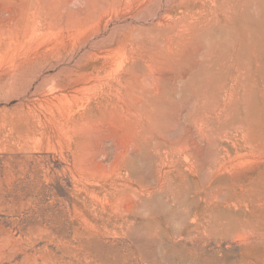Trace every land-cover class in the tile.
<instances>
[{"label":"rangeland","instance_id":"obj_1","mask_svg":"<svg viewBox=\"0 0 264 264\" xmlns=\"http://www.w3.org/2000/svg\"><path fill=\"white\" fill-rule=\"evenodd\" d=\"M32 1L0 25V264H264V0Z\"/></svg>","mask_w":264,"mask_h":264},{"label":"bare ground","instance_id":"obj_2","mask_svg":"<svg viewBox=\"0 0 264 264\" xmlns=\"http://www.w3.org/2000/svg\"><path fill=\"white\" fill-rule=\"evenodd\" d=\"M87 1V0H86ZM116 1V0H115ZM176 1V0H175ZM207 1H210V2H212V6L214 5V4H216V1L217 0H184V2H182V4H179L178 6H176L177 8H179V9H183L184 7H186V8H189V6H195V7H198V8H201L202 9V11L204 12V13H209L210 11V13H213L214 14V12L215 11H217L218 13L220 12V10L218 9V8H216V7H218V6H213V8L214 9H212V6H208V7H206V5H208L207 4ZM222 1H225V2H237L238 0H222ZM245 1H247V0H244L243 1V3H242V5L245 3ZM257 1V0H256ZM261 0H259V2H260ZM40 2V1H39ZM176 2H178V1H176ZM206 2V3H205ZM68 3V2H67ZM175 3V2H174ZM248 3V2H247ZM261 3V2H260ZM34 5V3H33V1L32 0H25V1H21V2H17V1H13V0H0V25L3 27V26H7V25H9V23H14L13 25L15 26V27H17L20 31L18 32V33H24V37H25V32H27V30H28V27L30 26V24H31V22H32V20L34 19L32 16H31V14H29V12L28 11H30V10H32L31 12H33V10H35V11H37V12H41V10H42V6L40 5V4H38V3H36L34 6H36V7H33V8H31V9H29V6L30 5ZM113 4V3H112ZM177 4V3H176ZM224 4V3H223ZM226 4H229V3H226ZM233 4V3H232ZM238 4V3H237ZM236 4V5H237ZM241 4V3H240ZM264 4V3H263ZM174 5V4H173ZM231 4H229V5H227V6H224V7H222V12H223V14H225L226 15V13H227V16H226V18H229V12L231 11V8L233 7V8H235L233 5L232 6H230ZM235 5V6H236ZM112 6V5H111ZM222 6V5H221ZM258 6V5H257ZM261 6V5H260ZM42 7V8H41ZM255 7H256V3H255ZM255 7L253 8V9H255ZM56 8V7H55ZM114 8V7H113ZM174 8V7H173ZM173 8H172V10H173ZM241 8V7H240ZM243 8V7H242ZM241 8V9H242ZM246 8H247V6H246ZM261 8V7H260ZM259 8V6H258V9H260ZM264 8V7H263ZM48 9V8H47ZM58 9V8H57ZM209 9H210V11H209ZM257 9V8H256ZM257 9V10H258ZM64 10V9H63ZM235 9H232V11L233 12H237V11H242V10H236V11H234ZM261 10V9H260ZM243 11H244V9H243ZM259 11V10H258ZM258 11H254L255 13L253 14V16H255V18H256V15H258L259 13H257ZM262 11V10H261ZM65 12V11H64ZM170 12V11H169ZM173 12H175V11H173ZM216 12V13H217ZM263 12V11H262ZM209 13V14H210ZM231 13V12H230ZM238 13V12H237ZM246 13V15H248L249 13H250V11L248 10V11H246L245 12ZM244 13V14H245ZM248 13V14H247ZM257 13V14H256ZM264 13V12H263ZM163 14V13H162ZM222 14V15H223ZM54 15V14H53ZM52 15V16H53ZM56 15V17H58L57 16V14H55ZM168 15V14H167ZM205 15H207V14H205ZM216 15V14H215ZM236 15H238V14H236ZM239 15H241L240 13H239ZM239 15H238V17H239ZM251 15V14H250ZM250 15L249 16H246L248 19H249V17H250ZM260 15V14H259ZM262 15H264V14H262ZM48 16V15H47ZM105 16V15H104ZM209 16V15H208ZM217 16V15H216ZM219 16V15H218ZM220 16H221V14H220ZM39 17H40V15H39ZM90 17V16H89ZM101 17V16H100ZM207 17V16H206ZM206 17H204L205 19H204V21L202 20V21H199V23H198V25H203V27H209L210 25H215V22L214 23H212L214 20H212L211 18L210 19H208L207 20V18ZM211 17V16H210ZM237 17V16H236ZM242 17V16H241ZM245 17V18H246ZM258 18H259V16H257ZM52 18H54V17H52ZM200 18H202V16H200ZM199 18V19H200ZM215 18V17H214ZM213 18V19H214ZM219 18V17H218ZM217 18V19H218ZM223 18H224V16H223ZM222 18V19H223ZM233 18V17H232ZM240 18V17H239ZM244 18V17H243ZM242 18V19H243ZM244 18V19H245ZM246 18V19H247ZM254 18V17H253ZM252 18V19H253ZM255 18H254V20H255ZM257 18V19H258ZM41 19V18H40ZM43 19V18H42ZM87 19V18H86ZM102 19L103 18H101V19H99L97 22L95 21V23H94V25H95V27L97 26L98 28H100L101 27V24H102ZM221 19V18H220ZM234 19V18H233ZM260 19V18H259ZM106 20V19H105ZM225 21H226V19H224ZM223 20V21H224ZM235 20V19H234ZM238 20V19H237ZM236 20V21H237ZM263 20V19H262ZM194 21V20H193ZM216 21V20H215ZM222 21V20H221ZM240 21V20H239ZM243 21V20H242ZM249 21H251V19H249ZM255 21H258V20H255ZM185 22V21H184ZM188 22V21H187ZM206 22V23H205ZM252 22V21H251ZM88 23V22H87ZM195 23H197V19L195 20V22H194V24H191V25H193L194 26V29H197V27H198V25H195ZM218 23V22H217ZM224 23V22H223ZM228 22H226L225 24H227ZM234 23H236V22H234ZM237 23H238V21H237ZM259 23V22H258ZM85 24H86V22H85ZM219 24H221V23H219ZM240 24H241V21H240ZM246 24V23H245ZM253 24V23H252ZM261 24V23H260ZM86 25H89V24H86ZM103 25V24H102ZM222 25V24H221ZM232 25V24H231ZM247 25V24H246ZM262 25V24H261ZM90 26V25H89ZM190 26V25H189ZM211 26V27H212ZM224 26V25H223ZM260 26V25H259ZM47 27H49L48 25H47ZM46 27V28H47ZM200 27V26H199ZM203 27L201 26V30H203ZM231 27V26H230ZM233 27V26H232ZM4 28V27H3ZM34 28V27H33ZM191 28V27H190ZM254 28V27H253ZM159 29V28H158ZM185 29V28H184ZM189 29V28H188ZM207 29V28H206ZM238 29V28H237ZM252 29V28H251ZM79 30L80 29H78L77 31L79 32ZM179 30V29H178ZM199 30V29H198ZM200 30V31H201ZM227 30V29H226ZM230 30H231V28H230ZM233 30V29H232ZM248 30L249 29H247V32H248ZM253 30V29H252ZM175 31V30H174ZM173 31V32H174ZM239 31H243V30H239ZM244 31H246L245 29H244ZM254 31V30H253ZM252 31V32H253ZM264 31V30H263ZM263 31H262V33H263ZM33 32V31H32ZM49 32H50V30H49ZM155 32V31H154ZM208 32H209V30H208ZM216 32V31H215ZM236 32H238L237 30H236ZM257 32V35H258V31H256ZM255 32V33H256ZM80 33V32H79ZM176 33V32H175ZM194 33H196V32H194ZM201 33V32H200ZM225 33V32H224ZM235 33V32H234ZM244 34H245V32H243ZM249 34L251 33V32H248ZM254 33V32H253ZM254 33V34H255ZM260 33V32H259ZM230 34V33H229ZM237 34H239V33H237ZM243 34V35H244ZM22 35V34H21ZM173 35V34H172ZM223 35V34H222ZM246 35H248V34H246ZM250 35H252V34H250ZM263 35H264V33H263ZM171 36V35H170ZM210 36H212V35H210ZM227 36V35H226ZM232 36H234V35H232ZM239 36H240V34H239ZM242 36V35H241ZM245 36V35H244ZM169 37V36H168ZM215 37V36H214ZM220 37V36H219ZM229 37H231V36H229ZM238 37V36H237ZM243 37V36H242ZM245 37H249V36H245ZM188 38V37H187ZM241 38V37H240ZM256 38H258V40H259V37H256ZM255 38V39H256ZM209 39V38H208ZM215 39H217V38H215ZM226 39V38H225ZM248 39V38H247ZM246 39V40H247ZM250 39H251V37H250ZM262 39H263V37H262ZM165 40V39H164ZM184 40V39H183ZM211 40V39H210ZM244 40L245 42H247V41H251L252 43H254L255 42V40H254V42L252 41V39L251 40ZM264 40V39H263ZM221 41V40H220ZM47 42V41H46ZM206 42V41H205ZM235 42H237V41H235ZM256 42H257V39H256ZM259 42V41H258ZM220 43V42H219ZM218 43V44H219ZM239 43V42H238ZM244 43V42H243ZM260 43H263V41H261V42H259V43H256L257 45H258V48L260 47V46H262V45H260ZM208 44V43H207ZM216 44V43H215ZM228 44V43H227ZM251 44V43H250ZM249 44V45H250ZM140 45V44H139ZM183 45V44H182ZM199 45H201V44H199ZM213 45V44H212ZM225 45V44H224ZM245 45H248V43L247 44H245ZM255 45V44H254ZM260 45V46H259ZM138 46V45H137ZM145 46V45H144ZM203 47V46H202ZM227 47V46H226ZM225 47V48H226ZM242 47V49H243V47L244 46H241ZM250 47V46H249ZM248 47V48H249ZM55 48H56V46H55ZM193 48V47H192ZM220 48V47H219ZM246 48H247V46H246ZM247 48V49H248ZM253 48V47H252ZM252 48H250L251 50H252ZM50 49V48H49ZM49 49H47V51L49 52ZM51 49H54L53 47L51 48ZM146 49V48H145ZM144 49V50H145ZM224 49V48H223ZM253 49H255V48H253ZM262 49H263V47H262ZM228 50V49H227ZM239 50V49H238ZM246 50V49H245ZM244 50V51H245ZM249 50V49H248ZM247 50V51H248ZM260 50H261V47H260ZM51 51V50H50ZM202 51V50H201ZM245 52V55H247V54H249L250 52ZM45 52V51H44ZM43 52V53H44ZM55 52H56V50H55ZM63 52H65L64 50H62V53ZM205 52V51H204ZM262 52V51H261ZM42 53V54H43ZM61 53V52H60ZM61 53V54H62ZM219 53V52H218ZM223 53V52H222ZM242 53L243 54H241L240 53V56H242V55H244V52L242 51ZM254 52L252 51V56L254 55L253 54ZM55 54V53H54ZM257 54H258V52H257ZM58 55V54H57ZM60 55V54H59ZM173 55V54H172ZM256 55V54H255ZM262 55H264V52H263V54ZM51 56H53L52 55V53H51ZM50 56V57H51ZM175 56V55H174ZM213 56H215V55H213ZM222 56V55H221ZM239 55L237 56L238 57V59H239V57H240ZM251 56V57H252ZM49 57V56H48ZM216 57H218L217 55H216ZM243 57V56H242ZM242 57H240V58H242ZM247 57H249L248 55L247 56H245V57H243V59H245L246 58V60H248L249 61V63H250V59L249 58H247ZM165 59V58H164ZM210 59V58H209ZM216 59V58H215ZM240 60V59H239ZM238 60V61H239ZM244 61V62H247V65H244V66H242V68L243 67H246V66H248L247 68H248V70L247 71H249V65H248V61ZM251 60H255V67H256V69H254V70H256V72H255V74L254 75H252V74H250L253 70H252V68H251V72L250 73H248V74H250L252 77L253 76H255V80H256V76H258L259 78H261L262 80H260L259 79V81H258V83L260 82V81H262L263 82V84H264V62H262L261 61V59H259V57H254L253 56V59H251ZM196 61V60H195ZM214 61V60H213ZM226 61H228V60H226ZM241 61H243V60H241ZM240 61V62H241ZM154 62V61H153ZM203 62H204V60H203ZM224 62V61H223ZM205 63V62H204ZM207 63V62H206ZM229 64V63H228ZM238 64H239V62H238ZM238 64L236 63V65L238 66ZM185 65V64H184ZM221 65H223V67L225 68L226 67V65L224 66V63L223 64H221ZM241 65V64H240ZM242 65H243V63H242ZM250 65H251V63H250ZM161 66V65H160ZM160 66H158V67H160ZM190 66V65H189ZM207 66V65H206ZM212 66V65H211ZM236 66V67H237ZM220 67V66H219ZM229 67H231L232 68V65H229V66H227V68H229ZM254 67V68H255ZM193 68V67H192ZM208 68V67H207ZM227 68H225V70L227 69ZM230 68V69H231ZM246 68V69H247ZM215 69H217L216 67H215ZM238 70L239 69V67H238V69L237 68H234V70ZM245 69V68H244ZM241 69H239V71H238V73H240V72H242V71H240ZM133 71V70H132ZM232 71H233V69H232ZM134 72V71H133ZM204 72H206V71H204ZM215 72V71H214ZM217 72V71H216ZM227 72H229V69H227L226 71H225V73H227ZM244 72V71H243ZM254 72V71H253ZM224 73V74H225ZM233 73V72H232ZM237 73V72H236ZM190 74H191V72H190ZM189 74V75H190ZM223 74V75H224ZM242 74V73H241ZM145 76V75H144ZM186 76V75H185ZM214 76V75H213ZM226 77L227 76H233V78H234V76L235 75H229V73H228V75H225ZM241 76V75H240ZM239 75H237L236 76V78L237 77H240ZM222 77V76H221ZM258 77H257V79H258ZM228 79H229V77H227ZM227 78H226V80H227ZM242 78H246V77H243V76H241V79ZM251 77H249V80H250V82L252 81L251 79H250ZM232 79V78H231ZM237 79H239V78H237ZM253 79V78H252ZM229 81V80H228ZM240 81V80H239ZM248 81V80H247ZM222 82V81H221ZM255 82V81H254ZM188 83V82H187ZM248 83V82H247ZM255 83H257V81L255 82ZM220 84V83H219ZM223 84V83H222ZM221 85V84H220ZM244 86H247V85H245V84H243ZM260 85V84H259ZM225 86H226V84H225ZM241 86V85H240ZM230 87V86H229ZM232 87V86H231ZM250 87H252L253 88V86H250ZM233 88V87H232ZM240 88V87H239ZM245 88V87H244ZM243 88V89H244ZM252 88H251V90H252ZM255 88V87H254ZM226 89H227V87H226ZM238 89V88H237ZM246 89H247V94L249 93L248 91H250V90H248V88L246 87ZM201 90V89H200ZM203 90V89H202ZM229 90H230V88H229ZM228 90V91H229ZM238 90H240V89H238ZM256 90V91H255ZM224 91V90H223ZM227 91V90H226ZM245 91V90H244ZM170 92V91H169ZM232 92V91H231ZM251 92V91H250ZM214 93V92H213ZM229 93V92H228ZM253 93H257L258 95L257 96H259V99H261V98H263L264 99V87L262 88V86L260 87H258V88H255L254 89V92ZM215 94V93H214ZM233 94H235L234 92H233ZM232 94V95H233ZM238 94V93H237ZM252 94V93H251ZM231 95V94H230ZM239 96H240V93L238 94ZM238 95H234V96H238ZM253 95V94H252ZM255 95V94H254ZM220 96H222V95H220ZM171 97V96H170ZM244 97V96H243ZM261 97V98H260ZM235 98V97H234ZM249 98V97H248ZM236 99V98H235ZM240 99L238 98V100L236 99V101L238 102ZM242 100L244 101V98H242ZM219 101V100H218ZM225 101V100H224ZM226 101H227V99H226ZM241 101V100H240ZM238 102V103H241V102ZM250 101V100H249ZM255 101V107H256V111H254V113L253 114H251V115H249V116H246V118L247 117H251L252 116V118H256L257 116L258 117H261L262 115H261V113H262V109L264 108V102L262 103V100H261V102L260 101H257V100H254ZM254 101H252V103L254 102ZM215 102V101H214ZM221 102H222V100H221ZM245 102V101H244ZM251 102V101H250ZM229 103H230V100H229ZM243 103V102H242ZM245 103H247V102H245ZM249 103V102H248ZM262 103V104H261ZM254 104V103H253ZM229 105V104H228ZM231 105V104H230ZM239 105H241V104H239ZM239 105H237V106H239ZM247 104H245L244 106V108H247V106H246ZM227 106V105H226ZM217 107V106H216ZM241 106H239V107H237V108H240ZM145 107H143V109H144ZM242 108V107H241ZM147 109V108H146ZM223 109H224V111H225V107H223ZM228 109H230V107L228 108ZM249 110H250V108H248ZM255 109V108H254ZM253 109V110H254ZM220 110H222V108L220 109ZM240 110H243V108L242 109H240ZM239 110V111H240ZM252 110V109H251ZM148 111V110H147ZM215 111H218L219 112V110H215ZM227 111V110H226ZM225 111V112H226ZM124 112V111H123ZM140 112V111H139ZM213 112V111H212ZM218 112H214V114H216V113H218ZM223 112V111H222ZM243 112V111H242ZM251 112V111H250ZM249 112V113H250ZM150 113H152L151 111H150ZM245 113V112H244ZM263 113H264V111H263ZM209 115V114H208ZM246 115V114H245ZM92 116V115H91ZM215 117H216V115H215ZM92 118H93V116H92ZM216 119V118H215ZM251 120V119H250ZM95 121V120H94ZM97 121V120H96ZM252 121V120H251ZM92 122V121H91ZM250 122V121H249ZM100 123V122H99ZM199 123V122H198ZM256 123V122H255ZM257 123H259V122H257ZM249 124V123H248ZM199 125V124H198ZM235 126V125H234ZM12 127V126H11ZM100 127V126H99ZM262 126H260V128H261ZM259 128V129H260ZM213 129V128H212ZM258 130V129H257ZM243 131H245V130H243ZM251 131H253V130H251ZM227 132V131H226ZM157 135V134H156ZM108 139V138H107ZM160 141V140H159ZM104 144V143H103ZM154 144V143H153ZM105 145V144H104ZM107 149V148H106ZM110 150V149H109ZM107 151V150H106ZM135 152V151H134ZM166 152V151H165ZM215 154V153H214ZM205 158V157H204ZM203 158V159H204ZM208 164V163H207ZM159 165V164H158ZM179 168V167H178ZM176 170H177V168H176ZM175 170V172H178V170L176 171ZM180 172V171H179ZM177 174V173H176ZM175 174V175H176ZM164 175V174H163ZM179 175H182V172L179 174ZM173 177H174V180H175V177L176 176H172V179H173ZM180 177V176H179ZM182 177V176H181ZM170 177H168V180L170 181L169 182V185H170V183L171 182H173V181H171L170 179H169ZM165 179H167V177L165 178ZM181 180V179H180ZM180 180H177L176 179V181H180ZM167 181V180H166ZM163 182V181H162ZM188 182V181H187ZM192 182V181H191ZM191 182H189L188 184H190ZM168 183V182H167ZM166 183V184H167ZM173 183H175V182H173ZM178 183V182H177ZM179 183H181V182H179ZM178 183V184H179ZM194 183V186H195V182H193ZM161 184V183H160ZM166 184H164V185H166ZM172 184V183H171ZM177 184V185H178ZM192 184V183H191ZM190 184V185H191ZM174 185V184H173ZM176 185V184H175ZM177 185H176V188H179L180 189V186L182 185H178L179 187H177ZM196 187V186H195ZM198 187V186H197ZM187 188H190V186L189 187H187ZM192 188V187H191ZM187 191V190H186ZM185 191V192H186ZM192 191V190H191ZM197 191V190H196ZM196 191H192V192H194V193H196ZM200 192V191H199ZM194 193H192V194H190L191 196L193 195L194 196ZM173 194V193H172ZM187 194V193H186ZM186 194H184V196L186 195ZM207 194V193H206ZM175 195V194H174ZM199 195V194H198ZM209 195V193L207 194V195H205L206 197ZM201 196V195H200ZM210 196H212V194L210 195ZM224 197V196H223ZM195 198V197H194ZM214 198V197H213ZM213 198H211V199H213ZM190 198H188V200H189ZM201 199V198H200ZM204 200V199H203ZM207 200H209V198L207 199ZM207 200H205L206 202H207ZM209 203V202H208ZM207 203V204H208ZM211 203V202H210ZM232 203V202H231ZM225 207V206H224ZM251 209V208H250ZM240 210H242V208L240 209ZM229 211V210H228ZM224 212V211H223ZM223 212H221V213H223ZM234 212V211H233ZM245 212V211H244ZM238 213L239 214H241L239 211H238ZM223 214H225V213H223ZM226 214H228V213H226ZM243 214V213H242ZM247 214H248V212H247ZM229 215H230V213H229ZM243 215H246V214H243ZM218 216V215H217ZM235 216V215H234ZM239 216H241V215H239ZM232 217V216H231ZM229 218L230 220L233 218ZM236 217V216H235ZM249 217H251V216H249ZM224 218V217H223ZM228 218V217H227ZM227 218H224L225 220L227 219ZM239 218V217H238ZM242 219V218H241ZM245 219H247V218H245ZM249 219V218H248ZM220 220H221V218H220ZM220 220H219V222H220ZM233 220V219H232ZM238 220V219H237ZM240 220V219H239ZM227 221V220H226ZM249 221H252V219L250 220L249 219ZM221 224V223H220ZM227 224V223H226ZM232 225L234 224V223H231ZM239 225V224H238ZM213 226V225H212ZM236 226V225H235ZM197 227V226H196ZM233 227V226H232ZM231 227V228H232ZM239 227V226H238ZM240 227H242L241 225H240ZM243 227H245L244 225H243ZM234 228V227H233ZM242 229V228H241ZM245 230L247 229L246 227L244 228ZM235 230H237V228L235 229ZM243 230V229H242ZM245 230H243V231H245ZM248 230V229H247ZM202 231V230H201ZM251 231V230H250ZM242 232V231H241ZM246 232V231H245ZM248 232H249V230H248ZM238 233V232H237ZM243 233V232H242ZM251 235H252V233H250ZM195 235V234H194ZM241 235V234H240ZM247 235V234H246ZM245 235V236H246ZM254 236V235H253ZM243 237V236H242ZM248 237V236H247ZM182 238V237H181ZM246 238V237H245ZM198 243V242H197ZM196 243V244H197ZM188 244V243H187ZM198 245V244H197ZM187 246V245H186ZM183 247V246H182ZM189 247V246H188ZM198 246H195V249L194 250H196V248H197ZM186 249V248H185ZM192 249V248H191ZM190 249V250H191ZM193 250V249H192ZM197 251H198V253H199V251H200V249H197ZM182 254V253H181ZM194 256V255H193ZM203 263V262H202ZM85 264V263H84Z\"/></svg>","mask_w":264,"mask_h":264}]
</instances>
